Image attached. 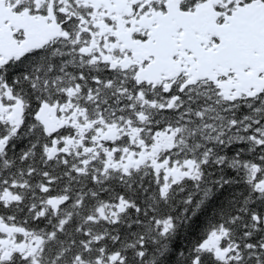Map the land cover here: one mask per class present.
Returning a JSON list of instances; mask_svg holds the SVG:
<instances>
[{
    "label": "snow or ice",
    "instance_id": "6c2138e0",
    "mask_svg": "<svg viewBox=\"0 0 264 264\" xmlns=\"http://www.w3.org/2000/svg\"><path fill=\"white\" fill-rule=\"evenodd\" d=\"M0 264H264V0H0Z\"/></svg>",
    "mask_w": 264,
    "mask_h": 264
}]
</instances>
